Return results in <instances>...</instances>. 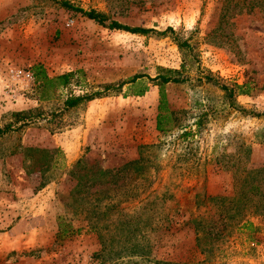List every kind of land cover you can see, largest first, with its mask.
<instances>
[{"label":"rangeland","instance_id":"obj_1","mask_svg":"<svg viewBox=\"0 0 264 264\" xmlns=\"http://www.w3.org/2000/svg\"><path fill=\"white\" fill-rule=\"evenodd\" d=\"M65 3L125 26L175 32L141 36L109 30ZM228 3L0 0V128L15 114L43 112V120L0 138V264H264V215L252 218L253 231L239 229L237 219L222 223L220 210L208 199L233 196L241 171L264 168V116L235 111L215 85H247L248 95L238 91L237 105L264 112V15L233 9V4L227 11ZM184 42L190 48H181ZM38 65L49 78L83 71L82 85L76 87L75 78L69 89L45 92L33 71ZM159 68L182 71L186 79L165 87L168 134L157 130L160 88L149 79L158 76ZM135 76L143 79L126 85L124 94L63 110L69 94L98 92ZM142 89L144 96H133ZM181 128L195 136L180 139ZM58 149L57 169L44 172L55 158L46 163L49 156L45 160L37 152ZM144 152L152 170L148 193L141 203L124 204V214H112L113 222H130L116 228L124 236L131 222L140 220L144 251L129 258L125 250L132 245L123 238L112 251L106 245L107 252H101L105 244L99 234L107 231H91L82 204L71 194L69 172L81 159L118 170ZM201 214L213 221L219 238L201 235L197 242L193 220ZM59 218L81 234L59 238ZM24 220L25 236L16 243L27 249L5 248L10 232Z\"/></svg>","mask_w":264,"mask_h":264},{"label":"trees","instance_id":"obj_2","mask_svg":"<svg viewBox=\"0 0 264 264\" xmlns=\"http://www.w3.org/2000/svg\"><path fill=\"white\" fill-rule=\"evenodd\" d=\"M232 4L235 5V8L233 9L240 7L241 11L245 13L259 11L264 15V0H229L225 9L228 11ZM64 6L69 10L82 14L88 19L109 30L124 31L133 35L141 36H166L168 35L167 33L174 34L175 32L172 28H168L164 32H158L154 29L133 28L122 25L119 22L116 23V21L111 20L106 14L94 10L86 11L76 9L68 3H65ZM227 13L228 12H226L225 16ZM180 46L181 48H190L187 42L181 43ZM185 69L186 65L183 64L181 70L185 71ZM33 71L35 72L37 82L45 92L52 91L56 87L69 89V87L73 85L72 81L75 78H77L75 86L80 87L82 85V82H80L81 77L85 76L83 71H76L55 78H49L43 65L35 66ZM182 73V71L178 70H166V68H159L158 76L153 79L149 78L151 83H154L160 88L161 102L159 106L160 114L158 116L157 130L163 134H168V132L172 130V127L168 129L163 125V121L167 119V114L169 113L165 87L168 84L185 83L186 79L181 78ZM141 79H143V76H135L129 82H120L117 85H106L102 88L103 90L98 92H87L81 95L69 94L64 102L63 110L71 111L95 100L103 99L112 95L124 94L123 89L126 85L138 83ZM211 81L214 82V80H208V82ZM215 85H217L225 93V99L228 101L230 107L235 111L253 116L255 118H262L264 116V112H248L241 106L237 105L235 99L238 91H242L240 92V95H248V92L244 91V88H246L247 85L245 87L235 86L234 88L220 86V84L216 82ZM145 93V89H142L140 92L133 94V96L141 97L144 96ZM42 99L47 100L44 95ZM41 120H43V112L29 111L26 113L15 114L13 122L7 124L4 128H0V138L23 130ZM196 125L199 130L201 123L198 122ZM185 129L186 128L180 129V131L184 130L180 139L187 141L191 136H195L191 130L186 131ZM198 130H196L197 133L195 134H198ZM37 153H42L45 160L49 156L46 163H48L50 159L55 158L54 164L49 166L44 172H51L57 169V163L59 161L58 158L62 157V152L59 149L56 151H39ZM149 162L150 158L145 155L144 152L141 153L138 160L126 163L118 170H105L100 167L97 162L87 165L84 159H81L69 172V178L73 182L71 194L77 204H82L81 207L86 213L85 219L88 222V226L91 227V231L98 234L101 229L107 231L105 236L103 234H99V237L102 238V244H105V247L101 252L106 253L107 246L109 247V250L112 251L114 244L118 243L120 245L122 239L125 238L130 241L132 245V248L125 250L132 256H129V258L133 259V255H136L135 257H141L140 254L143 253L144 250L141 248L139 243L143 239V235L140 230V220H135L134 223L131 222L133 226L131 229H127L128 233L124 236L120 232L117 233L116 228L118 229V225H122L125 226L123 227V229H125L127 225H130V222H124L120 218L113 222L112 214L114 215L115 212L124 214L123 205L126 203H141L143 196L148 193V188L151 185L150 180L152 179V170L149 168ZM62 166L64 168L65 163ZM158 171V169H155V173H158ZM39 172L41 173L43 171L40 170ZM260 176L263 177L259 178ZM257 178H259V180ZM236 179L235 193L233 196H218V198L208 199L212 203H215V206H217L218 210H220L219 217L222 219V223H224V221L237 219V228L253 231L255 229L253 227L255 226L252 222V218L264 215V168L244 169L239 175H237ZM101 203H104V205L102 206ZM102 207L104 208L102 215L103 218H105V221L100 225V220L98 219L101 216L99 210ZM118 217H120V215ZM193 222L197 225L195 229L197 232L198 243L202 241L201 235H209L210 237L219 238L220 231H217L215 226H211L210 223L213 221L209 220L205 215L201 214L197 216ZM72 230L73 228L71 224H67L63 218H59V238L67 239L72 237V235L79 236L81 234L80 230L77 232ZM69 231H72V233L70 234ZM96 257H101V254H97ZM147 263L168 264L159 261L155 263L148 261ZM131 264H134V262Z\"/></svg>","mask_w":264,"mask_h":264},{"label":"crops","instance_id":"obj_3","mask_svg":"<svg viewBox=\"0 0 264 264\" xmlns=\"http://www.w3.org/2000/svg\"><path fill=\"white\" fill-rule=\"evenodd\" d=\"M67 157H70V156H67ZM27 224V221L24 220L23 222H21L18 227H16L14 230H12L9 235V238H11V241H9V243L7 244V249H10L11 251H15V250H20L22 248H25L27 249V246L24 245H19L18 243H16V240L18 239L20 242L23 241V237L25 236L24 234V230L22 229V227ZM26 227V226H25ZM46 234V232H44V235ZM29 235V234H28ZM26 238V237H25ZM25 238H24V241H25ZM23 244H27L26 242L23 243ZM30 247L29 249H36V247H32V246H28Z\"/></svg>","mask_w":264,"mask_h":264}]
</instances>
